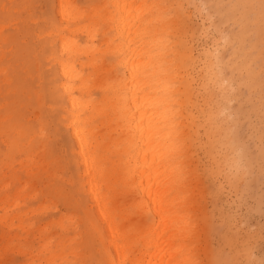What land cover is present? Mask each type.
<instances>
[{"label": "bare ground", "instance_id": "obj_1", "mask_svg": "<svg viewBox=\"0 0 264 264\" xmlns=\"http://www.w3.org/2000/svg\"><path fill=\"white\" fill-rule=\"evenodd\" d=\"M185 10L183 0H98L89 7H82L76 0L55 1L56 21L51 22L43 34L45 42L50 43L47 57L55 65L54 85L51 90L49 86L45 87V91L50 95L51 92L58 93L63 99L61 117L68 130L71 153L78 168V189L89 202L88 206L80 205L78 201L75 205L85 215L83 231L86 233L82 235L79 232L80 240L77 239L78 233L69 235L76 222L74 215L66 212L34 228L39 240L34 249L29 247L28 250L25 244L17 246L9 241L4 243L3 249L15 248L14 251L27 254L29 262L25 264H84L80 246L87 248L90 237H95L100 243L105 264H203L197 251L199 176L193 157L200 120L193 111L195 90L188 71L193 58L181 38ZM98 34H101L100 43H95ZM7 38L0 30V40ZM4 56L5 52L0 50V93L5 98L3 106L8 108V112L0 114V135H9L13 149L24 146L21 138L26 132L17 121L23 105L21 101L26 98L25 102L31 104L33 89L14 77L17 70L3 62ZM210 72L208 76L211 77ZM40 91L44 92L43 87ZM232 93L229 92L228 97ZM219 95L220 99L222 94ZM37 97H40L39 93ZM214 101L217 100L211 94L204 93L202 106L207 105L205 114L210 120L207 125L216 133L217 128L212 121L222 107L218 105L214 111ZM224 106L223 109L226 108ZM222 121L224 124L225 120ZM226 129L224 127L223 130ZM223 135L227 137L226 132ZM233 141L229 137L224 141L222 157L225 165L238 171L239 167L242 169L243 152L242 147L236 149ZM29 156L26 160H30L32 166L34 158ZM39 161L43 165L41 169L55 171L46 166L45 158ZM218 163H222V159ZM20 192H14L12 203L9 202L10 195L5 192L0 195V203L9 202L6 206L18 207ZM26 214L15 210L10 215L4 211L0 214V224L8 228L16 225L28 237L34 223H26ZM52 225L60 232L49 233ZM245 250L248 251L247 246Z\"/></svg>", "mask_w": 264, "mask_h": 264}, {"label": "rangeland", "instance_id": "obj_2", "mask_svg": "<svg viewBox=\"0 0 264 264\" xmlns=\"http://www.w3.org/2000/svg\"><path fill=\"white\" fill-rule=\"evenodd\" d=\"M55 1L0 0V30L8 37L4 41L0 40V50L5 52L2 60L17 70L14 73L15 78L28 83L29 87L33 89L31 104L25 102L26 98L21 101L23 105L17 121L18 125L22 124V128L26 132L21 138V144L24 146L11 149L9 135L5 133L0 135V195L3 196L7 192L6 194L10 195L9 202L12 203L14 192L21 191L18 207L6 206L9 205V202L4 205L0 203V214L8 211L11 215L15 210L22 213L27 212L24 216L27 219L26 223H34L32 233L30 232L28 237L16 225L9 229L0 224V264L29 262L27 254L14 251L15 248L3 249L4 243L9 241L10 244L17 246L25 244L26 247L34 249L39 244L38 234L34 228L44 225L46 221H50V218L57 219L66 212V214L74 215V223L76 222L71 227L69 235L78 233L77 239L80 240L79 232L82 235L86 233L83 231L85 215L76 209L75 205L78 201L80 205L88 206L89 202L78 189V168L75 164V157L71 153L68 130L61 117L63 116V99L58 93L51 92L50 95L45 91V87L49 86L51 90L54 85L55 65L47 57L50 43L45 42L47 40L43 34L50 28L51 22L56 21ZM76 1L82 7H89L98 2V0ZM240 1L183 0V10H186L184 11V27L181 30L183 31L181 38L193 58L188 71L195 90L196 105L193 111L200 120L196 128L193 144L195 156L193 155V157L196 162V174L199 176L197 177L199 180L197 183V251L203 264H264V79H262L264 78V1L252 0L253 3L249 0ZM247 4L248 6H246ZM249 8L251 13H249ZM6 24L7 27H5ZM79 37L83 39V36ZM100 38L101 34H98L95 43H100ZM232 45L235 47L233 48ZM250 52L253 55H250ZM213 60L218 64H213ZM208 62L210 63L206 65ZM205 65L206 67H204ZM207 69L209 72L214 70L210 72L211 77L208 76ZM245 74L250 76H245ZM254 76L256 79L253 78ZM203 78L205 79L203 80ZM210 78L215 79L211 81ZM207 79L210 80L207 81ZM213 82L216 83L213 84ZM211 83L215 88L210 85ZM40 87H43V93L40 91ZM225 89L228 90L224 91ZM222 90L223 92H221ZM229 92L230 94L234 92V94L232 93L228 97ZM37 93L40 94V97H37ZM204 93L211 94V97L217 100L212 104L213 109L215 108L214 111L219 108L218 105L222 107L221 110L216 111L218 114L214 117V122L212 121L217 128L216 133L210 131L209 124L207 125L210 120H207L205 114L208 111L207 105L202 106ZM220 93L222 99H219ZM95 95L98 96L97 93ZM226 98L228 100L224 101ZM4 99L1 92L0 114L8 112V108L3 106ZM223 106L226 108L223 109ZM231 107L233 108L231 109ZM220 111L222 112L220 113ZM219 115L222 118L221 116L218 118ZM231 117L233 119H230ZM220 120H223L224 124ZM219 122L221 124H218ZM227 126H229V132ZM258 126L261 128L259 129ZM224 127L227 129L223 130ZM208 132L212 134L210 135ZM225 132L227 137L223 135ZM217 134L220 136L219 138ZM228 137L232 141L236 140L237 143L233 141L236 149L242 147V169L239 167L238 171L223 162L224 141ZM239 140L242 142L241 145ZM210 144L211 146H209ZM28 154L34 155L29 156ZM28 156L34 158L32 166L30 160H26ZM43 158H45L44 163H47L46 166L54 169V172L40 168L43 165L39 160ZM220 158L222 163H218ZM27 164L30 165L26 166ZM5 170L7 171L5 172ZM5 182L10 183H6V185ZM32 195L34 196L32 197ZM1 206L5 207L1 208ZM37 207L38 209H36ZM32 213L34 214L32 215ZM50 228L49 233L59 231L54 225ZM2 230L5 232L3 233ZM246 246L248 251L245 250ZM80 248L83 252L84 264H105L101 257L100 243L95 237H90L87 248L84 249L82 246Z\"/></svg>", "mask_w": 264, "mask_h": 264}]
</instances>
